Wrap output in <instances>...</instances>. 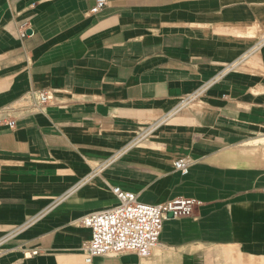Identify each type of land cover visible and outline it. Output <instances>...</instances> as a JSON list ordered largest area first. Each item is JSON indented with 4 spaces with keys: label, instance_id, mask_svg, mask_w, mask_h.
<instances>
[{
    "label": "crops",
    "instance_id": "1",
    "mask_svg": "<svg viewBox=\"0 0 264 264\" xmlns=\"http://www.w3.org/2000/svg\"><path fill=\"white\" fill-rule=\"evenodd\" d=\"M95 3L0 0V264H264V0ZM113 186L200 202L148 257L87 263Z\"/></svg>",
    "mask_w": 264,
    "mask_h": 264
},
{
    "label": "built area",
    "instance_id": "2",
    "mask_svg": "<svg viewBox=\"0 0 264 264\" xmlns=\"http://www.w3.org/2000/svg\"><path fill=\"white\" fill-rule=\"evenodd\" d=\"M107 0H96L91 12L101 11ZM26 27L21 30L26 34ZM52 98L48 89L34 90L20 105H11L1 110L9 119L10 127L16 125L13 113H33L40 111ZM192 159L179 157L174 160V167L183 174L189 171ZM112 191L118 202L108 208L91 212L81 219V223L90 229V237L83 244L85 261L91 263L97 255H115L125 251H134L141 257H148L158 245L163 228V221L169 212L174 216L193 214L200 202L194 197L175 196L160 203H146L137 198L133 191L113 186ZM1 246V240H0ZM38 249H26V255L38 253Z\"/></svg>",
    "mask_w": 264,
    "mask_h": 264
},
{
    "label": "water",
    "instance_id": "3",
    "mask_svg": "<svg viewBox=\"0 0 264 264\" xmlns=\"http://www.w3.org/2000/svg\"><path fill=\"white\" fill-rule=\"evenodd\" d=\"M168 215H173V212H169Z\"/></svg>",
    "mask_w": 264,
    "mask_h": 264
}]
</instances>
